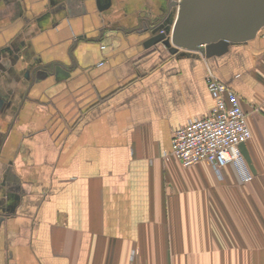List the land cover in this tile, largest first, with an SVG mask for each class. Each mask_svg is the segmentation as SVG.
<instances>
[{
    "label": "crops",
    "instance_id": "crops-1",
    "mask_svg": "<svg viewBox=\"0 0 264 264\" xmlns=\"http://www.w3.org/2000/svg\"><path fill=\"white\" fill-rule=\"evenodd\" d=\"M166 1L0 0V264H264V29L217 58L146 49ZM209 72L253 170L170 154Z\"/></svg>",
    "mask_w": 264,
    "mask_h": 264
},
{
    "label": "water",
    "instance_id": "water-1",
    "mask_svg": "<svg viewBox=\"0 0 264 264\" xmlns=\"http://www.w3.org/2000/svg\"><path fill=\"white\" fill-rule=\"evenodd\" d=\"M95 2L99 11L111 6V0ZM170 6L145 17L152 23L143 43L146 49L160 45L172 56L217 58L230 47L253 41L264 29V0H177ZM48 71L42 67L37 75ZM239 151L253 170L245 144L239 145Z\"/></svg>",
    "mask_w": 264,
    "mask_h": 264
},
{
    "label": "built area",
    "instance_id": "built-area-1",
    "mask_svg": "<svg viewBox=\"0 0 264 264\" xmlns=\"http://www.w3.org/2000/svg\"><path fill=\"white\" fill-rule=\"evenodd\" d=\"M206 87L214 105L209 114L174 130L170 154L182 167L209 163L216 172L242 161L239 145L251 137L240 98L211 72Z\"/></svg>",
    "mask_w": 264,
    "mask_h": 264
},
{
    "label": "flooded vegetation",
    "instance_id": "flooded-vegetation-1",
    "mask_svg": "<svg viewBox=\"0 0 264 264\" xmlns=\"http://www.w3.org/2000/svg\"><path fill=\"white\" fill-rule=\"evenodd\" d=\"M173 2H177V0H167V1H166V4H162V5L159 7V9H163V10H165V11H168V10L171 8L170 4L173 3ZM144 12H145V13H149L147 9H146V11H144ZM151 25H152L151 22H147V21H145V22L143 23V26H142V27H143V29H144L145 31H147V30H148L147 28H149Z\"/></svg>",
    "mask_w": 264,
    "mask_h": 264
}]
</instances>
